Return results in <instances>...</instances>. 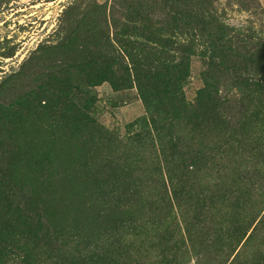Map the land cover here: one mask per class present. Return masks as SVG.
Instances as JSON below:
<instances>
[{
    "label": "rangeland",
    "instance_id": "374dc122",
    "mask_svg": "<svg viewBox=\"0 0 264 264\" xmlns=\"http://www.w3.org/2000/svg\"><path fill=\"white\" fill-rule=\"evenodd\" d=\"M210 2L247 42L242 57L264 58V0ZM140 3L158 9L144 0H0V179L40 193L66 235L95 253L92 264H264V206L249 217L247 209L232 218L212 210L202 225L183 222L180 211L189 215V209L182 202L176 209L169 185L157 181L158 148L155 155L125 145L146 116L136 90L116 93L108 83L90 88L85 80L88 36L102 48L107 29L112 40V16L122 19V9H140ZM234 49L216 86L229 100L227 111L238 118L233 63L240 61L236 75L252 82L263 76L244 65ZM189 68L183 94L191 106L204 87V59L193 56ZM73 87L88 91L89 115L107 138L77 131L73 117L62 116V105L74 104ZM257 89L264 91V83ZM252 125V132L261 128ZM174 172L172 181L179 183ZM6 264L20 262L14 258Z\"/></svg>",
    "mask_w": 264,
    "mask_h": 264
},
{
    "label": "trees",
    "instance_id": "16d2710c",
    "mask_svg": "<svg viewBox=\"0 0 264 264\" xmlns=\"http://www.w3.org/2000/svg\"><path fill=\"white\" fill-rule=\"evenodd\" d=\"M144 1L158 9H144L142 3L140 9H122V19L112 16L110 20L112 40L108 29L103 33L102 48L88 36L90 45L84 43L89 50L84 61L88 86L108 83L116 93L136 90L146 116L138 122L141 130L125 145L149 148L155 155L158 148L161 158L156 162L162 159V163L157 181L169 185L167 195L176 209L183 204L189 209V215L180 211L183 222L202 225L212 210L222 218L246 209V217L252 216L258 206H264V91L257 89L264 83L262 54L242 57L247 42L211 8V0ZM239 41L246 45L240 47ZM234 47L244 65L263 76L252 82L236 75L240 61L233 63L238 118L227 111L224 103L229 100L220 96L216 86L226 55ZM195 55L205 61L204 87L190 106L184 100L183 84ZM58 92L63 98V91ZM71 94L74 104H63L62 116L68 112L77 131L107 138L108 133L89 115L93 101L88 91L73 87ZM252 124L261 128L252 132ZM174 171L180 174L179 183L172 181ZM98 175L93 176L95 184ZM5 181L0 179V264L14 258L20 264H92L95 253L66 235L40 193Z\"/></svg>",
    "mask_w": 264,
    "mask_h": 264
}]
</instances>
